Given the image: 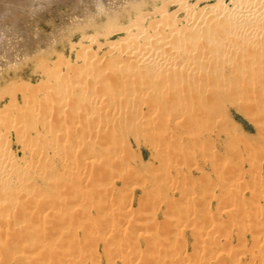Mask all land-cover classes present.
<instances>
[{"label":"rangeland","instance_id":"obj_1","mask_svg":"<svg viewBox=\"0 0 264 264\" xmlns=\"http://www.w3.org/2000/svg\"><path fill=\"white\" fill-rule=\"evenodd\" d=\"M86 1H89V0H0V119H2V120H0V134L3 135V138L5 139L2 141V143L5 141V143H3V144L4 145L7 144L8 148H9V156H13L14 158L20 159L23 155V157L21 158V159H23V162H27V163H29L28 165L31 166V168L29 166V169H28L29 170L28 176H29V184L30 185H29V188L27 187L26 195L24 197H17V199L15 197L14 198L15 201L13 200V198L12 199L9 198L16 203V205H15L16 208L13 207L15 209H13V208H11V209L1 208L0 209V225H1L0 231H2V232H0V264H49V263L54 264L56 261H58L57 264H59V263L60 264H67V263L68 264H81V262H83V260H85L84 261L85 264H93V263L94 264H110V262L112 264H122L123 259L120 260L121 257H119V256H121V255H118V254L126 253V254H128V256L132 255L131 256L132 258L136 256L135 261H137V260H139V257L141 256L140 254H142V256H143V254L146 251H148L145 254L151 255V253H153L154 251H156V250L158 251L159 248L162 249V251H159V252H163V250H164V254H162L163 258L169 256L170 252L171 253L177 252L178 251L177 249L181 248V249H179V251L187 252L188 257L190 255L189 259H191V261L193 260L192 261V262H194L193 264H228V263L229 264H247V263L248 264H264V255H263L264 254L263 253L264 252V250H263L264 249V246H263L264 245V83H261V81L264 82L263 81L264 76H262V75H264L263 74L264 73V55L262 56V54H261V53H263L262 51L264 50L263 49L264 40L260 37L263 41L260 40V38L258 39V41L259 40L260 41L259 42L257 41L258 43H260V44H258L259 48L261 46L260 53L255 52V50L252 51L251 48L244 49V47H242V48L236 47V49H238L237 51L235 49V51L237 53V54L235 53V57L236 56L240 57L243 54V56H241L243 59L242 58L240 59L242 64H244L243 62H245V63L248 62V64L246 63L247 65L253 64V66H254L258 62H260L257 64V66L258 65L261 66L262 71H259L260 73L255 75L256 78H254L252 80H249V79L247 80L248 75H244L242 78V76L240 75V72L242 74L243 70H240V69L238 70L239 73L237 72L239 74V76L237 74L236 75L237 77L234 75V77L232 76L233 78L227 77V75H225L227 73V71H225V70H221V72H220V73H222L221 77H220L219 72L217 73L219 76L217 74L215 75V73L211 76L209 75V79H211V77L213 76V78L215 79L214 84H216L213 88H209L211 90L212 98L215 97L213 95H215L216 92L221 91L220 87H222V86L224 87V88L222 87L224 92L221 91L222 92V93L220 92L221 94L220 93L216 94V95H219V96H217L218 102L216 101V98L213 100H212V98L210 99L209 97L211 95H208V94L206 96H207V99H210V102H209V100H208L209 103L205 102L204 100L206 99L205 98L206 96L204 95L205 96L204 97L203 94H206L208 92L204 91L203 94L199 93L200 92L198 90L199 86L194 88L193 85L195 84V82H194L195 79H193L194 77L190 75L187 78H185L186 79L185 81H184V79H182L183 81H181V82H183L185 84H187V83L190 84V85L187 84L190 88H192L191 86H193V88H194V89H192L193 91L191 92V89H189L190 91H187V94L185 92V95H183L184 93L178 92L177 90H176L177 91L176 93H175V91H172V93H169L172 95L171 98H170V95L168 93H166V94L163 93V96L166 95L165 97H167V94H168L169 102H168V99H166L165 97H164L165 98L164 99L163 96H161L162 93L160 95L154 94V93H156V91H154L153 87H151L149 90H152L154 93L152 92L151 95H149L150 94L149 93L147 96L144 97L143 100L141 98H139L140 101L138 99L133 98V97L132 98L128 97L129 96L128 91L130 90V89H128V91L126 90L128 93L125 91L122 95L119 96L118 99H121V100L117 99V101L114 102L115 104L114 103L111 104V106H115V107H116L117 103L119 104V106L117 105V107L122 106V110L125 111V112H123L124 115H122V111H121L120 115L115 114V116H114V114L111 115L110 113H107V112H105L103 115L102 114L103 112H101V111L99 112L100 114L97 113L99 115L96 114L97 117L94 116L95 113L93 114L94 117L91 116L90 114H89V116H87V115L83 114L82 112H81L82 113V115H81V113H80L81 109L77 108V106H79L82 102H83L82 104L84 105L85 101H80V99L82 100V97L79 96L80 98H78L79 93L74 95V96H72L71 94H68L69 97L66 96L67 94L62 93L63 91H61L62 90L61 84H64V82H65L68 86V84H69L68 80L69 79H70L71 83H75L72 85H76L78 83L83 82L86 78L85 76H88V73H90V72L85 71L86 68L88 69V71L94 70V73L96 71L97 72L96 74H99V72L101 73L102 71H103L102 72V74H103L105 71L106 74L104 73L103 75L108 76L107 82L109 84L104 83L105 86L104 85L98 86L97 87L98 89L96 88L95 93H94L96 95L99 94L98 96H101L104 98H107V95L108 96L111 95L115 89H116L115 92H118V91L123 90L126 87L128 88L130 86L129 88H131V87L138 86L139 84H142L141 82H143L144 77L141 75V73L137 74V75L130 74V75L124 76L122 78L120 77L121 80L123 79L122 81L120 80L119 77H118L119 79L116 77V74L114 75L113 71H115V68L117 66L116 64H119L122 59L118 57L117 50L112 49V51H111V49H109L111 46H113L110 44L111 41L114 43L119 41V43L117 42L118 45L120 44V46H121V44H122V46H125L124 43L126 41L128 42L132 36L134 37V35L136 33V29L133 26V24L137 20L136 17L137 18L139 17V15H138L139 13L137 14L138 16L136 15V17H135V14H136L135 9H137V7L140 6L139 7L140 8V11H139L140 14H143L144 16H146L144 23H142L144 30H148L151 27H153V29H154V31H152L151 29L146 31V33H147L146 35L138 34L140 36L139 37L137 36L136 39H138L139 43L146 41L147 38H145V37H148V39L151 38V37H149V35H151V34H155V36H157L158 34L159 35L162 34V35H164V38H165V36H167L168 37L167 39L169 41H172V37H171L172 33H170L171 36L168 35V33H169L168 29L164 28V33L163 32L161 33L160 29H157L159 31L156 30L157 27L160 28L158 21L151 23V26L149 23V21H153V20H156L158 18L159 14H155L159 10L157 7L159 6V8L161 9V7L163 5H165V8H166L165 11L168 15L169 20H170L169 14L172 13L171 14L172 15L171 16L172 21L175 24V26H177L175 29L179 28L177 30V32L180 30V28L185 27V29L182 31V33H181V31H179L180 32L179 34L182 35L181 36L182 38H180V39H183V41H186V38H187L186 36H188V38H189L190 36L194 37V35H195V38L190 37L191 39L189 38L190 39L189 41H194L195 39H197L196 34L192 35L188 31V29L190 27V23L186 18L185 10L180 9L179 0H174V1L173 0H163V2H162V0H133V2H135L134 7L130 8L129 5L122 3V4H120V7L118 6L119 10L114 15L110 14L108 16L105 12H103V13L101 12L100 14L98 12H95V10H96L95 8H96L97 4H99L101 1L104 4H108V3L110 4L112 1H116V0H106V1L105 0H96V1L94 0L95 2H93V0H92V4L90 3L89 6L85 7L84 3ZM117 1H120V0H117ZM177 1H178V3H177ZM184 1L187 2L189 4V6L191 5L190 6L191 8H193V6H194V9H196L197 11L200 8L204 9V10L210 9L212 7L211 6L212 4H213V6L217 5V7H218V5L220 7L223 6V8L227 7L226 9L231 10L234 6H237V5L239 6L240 3H241L240 6H242V4L245 3L243 0H242L243 3L237 2V1H241V0H184ZM235 2H237V3H235ZM174 3H175V5H174ZM208 4H209V6H208ZM214 7L216 8V6H214ZM121 9H123L124 11ZM126 9L128 12L126 11ZM156 9H158V10H156ZM162 9H163V7H162ZM89 11H91L93 13L87 14V12H89ZM152 12H155V13H152ZM85 13H86V15H84ZM95 13H97V14H95ZM182 18H184L185 20H182ZM132 19H135V20L133 21ZM186 21H187V24H186ZM184 23H185V26H182V25H184ZM125 24H126V26L127 25L131 26L130 27L131 34H130V32H125V31H121L119 33L112 32L114 29L125 26ZM148 26H149V28H148ZM186 27H188V28H186ZM122 32H123V34H122ZM107 33H109V34H107ZM105 34L107 35L106 38H105ZM124 34H126V35H124ZM127 35H128V37H130V39H128V37L127 38L125 37ZM94 36L95 37L97 36V38H95ZM22 37H24V38H22ZM92 37H94V40L92 39ZM120 38H122V39H120ZM125 38H126V41H125ZM24 39H26V40H24ZM88 39L92 40V43ZM167 39H164V40L168 41ZM122 40H124V41H122ZM9 41L10 42L18 41V42H22L25 45L26 44H28V45L26 46L25 49L19 51L18 53L12 54V57H11V55H9L10 57L8 56L9 58L7 57L8 59L6 60V58H4V56H2L3 55L2 51L4 50L3 49L4 48L3 43L9 42ZM98 44H99V46H98ZM261 44H263V45H261ZM88 46H89V48L91 47V53L93 51V56L90 55L91 57L86 62V64H85L86 67H85L84 64H81L84 61L81 58L82 57L81 54L83 51H80L79 49L83 48L82 50L86 51V49H88ZM85 47H87V48L85 49ZM259 48H257L256 51L257 50L259 51ZM5 49H7V48H5ZM107 50H108V52H107ZM239 50H241L240 52L243 51L242 53H240V55L238 54ZM91 53H89V54H91ZM222 53H220V55ZM79 54H80V56H78ZM244 54H246V55H244ZM94 55H95V57H94ZM2 57H3V60H2ZM87 57H88V55H87ZM109 58H111V59H109ZM192 60L193 59H190L189 61H192ZM251 62H254V63H251ZM261 63H263V64H261ZM52 65H54V66H52ZM82 67H84L85 69ZM99 68H101V69H99ZM226 68L228 69V67H226ZM256 68H258V67H256ZM103 69H105V70H103ZM258 69H260V68H258ZM57 71H59V72H57ZM244 71H246V70H244ZM53 73H56L54 77L57 76V78H61V79L53 78V76H52V75H54ZM58 73H59V75H61V77L60 76L58 77ZM62 73H64V74H62ZM83 74H84V77H83ZM47 75H48V77H47ZM62 76H63V78H62ZM66 76H67V78H66L67 80L64 78ZM245 76H247V77H245ZM260 76H262V78H260ZM173 78L172 79L169 78V80L172 81ZM176 78H174L175 79L174 81H176V83H178V81H180V80H178L179 77H177V75H176ZM220 78H223L222 80L225 79L226 81L225 80L222 81ZM244 78H246V79L242 81V79H244ZM53 79H55L56 82ZM207 79L208 78L206 77L205 82H207ZM214 79H212V80L214 81ZM238 79H239V81H238ZM59 80L60 81L62 80V81L60 82ZM63 80H64V82H63ZM74 80H76V81L74 82ZM137 80H138V82H137ZM188 80H189V82H188ZM218 80H221L222 82H220ZM174 81H172L170 83H174ZM213 81H211V82H213ZM217 81H218V83H217ZM198 82L201 83L200 81H198ZM211 82H209V83H211ZM54 83H56V84H54ZM106 84H108V85H106ZM220 84H222V85L220 86ZM157 85H158V83H157ZM56 86H58L59 89L56 88ZM64 86L65 85H63V87ZM111 86H112V90L110 89ZM101 87H103V90L102 89L100 90ZM107 87H109V89H107ZM218 87L220 89H218ZM228 87H230V88H228ZM40 88L44 89V90H41ZM60 88H61V90H60ZM56 89H58V90H56ZM195 89H197L198 91H196ZM209 89H207V90H209ZM59 90H60L61 94L59 93ZM200 90L203 91V89H200ZM214 90H220V91H214ZM253 91H255V92H253ZM108 92H109V94H108ZM193 92H195L197 94V96H199V98L197 97L198 98V105L200 103L203 104V105L202 104L199 105V106H202L201 108H198V109H200L199 112L201 110H202L201 112H203V109L205 110V108H206L208 110H205V112L207 111L209 115H207V113L206 114L205 113L202 114L201 112L198 113V112H196V110L198 111V109L195 107H192V106H196V102H197L196 96H194ZM213 92H215V93L212 94ZM13 93H15V94H13ZM49 93H51V94L49 95ZM125 93H127L128 96ZM248 93L249 94L251 93V94L249 95ZM253 93H255V94H253ZM175 94H177V95H175ZM190 94H192V97ZM201 94L203 96V101L205 102V104L203 102H201L202 101V96L200 97ZM61 96H63V97H61ZM176 96H177V98H176ZM24 97L26 98V100ZM35 97H37V100ZM172 97H173V99H172ZM154 98H156V99H154ZM200 98H201V100H200ZM27 99H28V101H27ZM48 99H50V100H48ZM129 99L131 101H129ZM29 100H30V102H29ZM35 100H36V102H34ZM70 100L71 101L73 100L74 103H72L73 101L70 102ZM78 100L80 103H78ZM193 100H196V102H194ZM10 101L13 103H11ZM47 101H49V102H47ZM121 101H122V103L120 104ZM9 102H10V104H9ZM24 102L26 105H23ZM58 102H60V103H58ZM150 102H151V105L149 104ZM186 102H189L190 104H192L191 107L189 104L190 109H188L189 107L186 104ZM182 103L184 104V106H182L183 105ZM206 103L209 105L207 106ZM211 103L212 104L214 103V104L212 105ZM32 104H33V107H32ZM34 104H35V106L38 107V109L36 107H34ZM38 104L41 106H39ZM218 104L220 107L217 106ZM27 105H31V106L30 107L28 106V108H27ZM146 105L150 106L149 107L150 109H148V107ZM153 105L157 108H155V107L151 108V106H153ZM170 105H171V107L173 106L171 109H173L174 111L170 109ZM198 105L196 107H198ZM16 106H18V107H16ZM60 106L62 107V109L64 111L62 109L58 108ZM41 107H43L42 108L43 110L41 109ZM47 107H49V108H47ZM166 107L169 109H167ZM186 107H188V108H186ZM207 107H209V108H207ZM215 107H216V109H214ZM24 108H26V109H24ZM34 108H36L37 111ZM73 108H75V109H73ZM128 108H130V109H128ZM191 108H195V110L193 109L195 112ZM33 109H34V111H33ZM52 109H54V111ZM219 109H220V111H219ZM38 110H41L40 111L41 113L38 112ZM44 110H46V112ZM253 110H256L259 113L257 114L256 111H253ZM56 111L59 113V115ZM27 112L33 114V117L30 116L31 114L29 115ZM36 112H38V114H36ZM65 112H67V113H65ZM75 112L77 115H75ZM136 112H137V114H136ZM253 112H254L253 116L254 115H255V117H256V115L258 116L257 117L258 119L257 118L254 119V120L257 119V121L253 120V118H254V117H252ZM39 113H40V115H39ZM64 113H65V115H64ZM172 113H174V115ZM27 114L29 116H27ZM198 114H200V115H198ZM37 115L39 117H37ZM50 115H52V116H50ZM43 116L46 117V119ZM77 116L79 118H77ZM81 116H83V118ZM101 116H103L102 119H101ZM109 116H111V117H109ZM212 116H215L214 121H213ZM11 117H13V118H11ZM69 117L70 118L72 117V118L70 119ZM90 117L91 118L93 117V118L97 119L98 121L94 120L93 118L91 119ZM27 118L32 120V121H33V119H36L34 121V123H35L34 125L36 127L33 125H32L33 126L32 128L27 126L28 128L26 127L27 129L26 128H25L26 130L24 129L27 133L26 132L24 133V130H19L18 132L16 131L17 132L16 133V132H14L15 129H13V128H11L8 133L6 132L7 131L6 127L9 126L8 124H12L14 122V120L16 122L18 120V122H19V121H22L19 119L25 120ZM85 118L87 120H85ZM88 118H90V119H88ZM78 119L80 120V122L77 121ZM171 119H172V121H171ZM47 120L49 121L48 123L45 122ZM74 120H76V121H74ZM41 121L42 122L44 121L43 123L45 125L44 124L42 125ZM95 121H96V123H95ZM188 121H190L191 124H189ZM186 122H187V124H186ZM4 123H6V124H4ZM69 123H71V124H69ZM93 123H94V125H93ZM183 123H184V125H183ZM41 125H42V127H41ZM52 125H54V126H52ZM64 125H66V126H64ZM91 125H93L92 128H91ZM210 125L212 126L211 128H210ZM88 126L91 129H93L95 127L96 130L95 129L91 130ZM105 126H106V128H105ZM87 128L90 129V131ZM198 128H202L203 131H201V132H203V133L199 134V132H197ZM208 128H209V130H208ZM91 131L94 133H90ZM4 132L7 134H5ZM85 134H87V136H85ZM63 135H65V136H63ZM76 135L78 137H81L83 135V138L84 137L89 138L88 136H90L91 140H92V144L89 145L88 143H85L86 139L85 138L83 139L81 137L82 140H85V142L80 143L81 145L83 144L84 147L83 146H77L78 142L76 143V141H75L77 138ZM73 136H74V138H72ZM103 136H104V138H103ZM22 139L25 140V143L28 142L27 144H25L27 146L32 144L31 146L37 145L40 147L42 146L43 150L46 149L47 151L45 150V152H46L45 157H47V158L44 157L45 159L42 158V160H41L38 158H34V157L29 158L28 156H25L21 152V149H20V146H21L20 141ZM79 140L80 139L78 138L77 141H79ZM103 140H105V141H103ZM35 141H36V143H35ZM99 141H100V143H99ZM192 142H194V143H192ZM94 144H96L95 147H94ZM97 144H98V147L104 146L105 150L104 149L98 150L97 149L98 147H96ZM110 144H111V146H110ZM175 144H177V145H175ZM85 145H86V148H87V146H89V148H87V151H83V150H86ZM58 146H60V147H58ZM90 146L92 148H94L96 151L98 150L99 152H101V153L98 152L99 153L98 155L100 157L91 163H90V159L87 158L88 151H89V149H91ZM109 146H110L111 150H108ZM184 147H186V149ZM68 149H70V150L68 151ZM115 149L116 150L119 149V150L116 151ZM108 151L111 153L108 154ZM178 151H180V152H178ZM206 151H207V153H206ZM86 153H87V156H85ZM112 153H114V154H112ZM208 153H209V155H208ZM103 154H105V155H103ZM181 154H183V155H181ZM115 155H117V156H115ZM103 156L105 158L108 156L109 157L111 156L109 158V160L107 161L108 163L106 162L105 159H104L105 161L102 160ZM85 159H86V161H84ZM30 160H32V161H30ZM33 162L35 165H33ZM215 162H216V164H214ZM45 163H47V164H45ZM250 164H252V165H250ZM91 165H92V167H91ZM83 166L85 167V169ZM113 167H116V168H113ZM122 167H123V169H122ZM86 168H88V169H86ZM77 169H79V170H77ZM226 169H230V170L227 171ZM232 169H233V172H232ZM8 170H10V171H8ZM8 170H7L8 178L10 177L9 179H14L16 177L15 175H17V171H15L14 169H8ZM35 170H37L38 173ZM127 170H128V172H126ZM75 172H77L79 175H77V173H75ZM82 172H84V173H82ZM115 173H117V174L115 175ZM36 175H38V176H36ZM165 175H167V176H165ZM78 176H80V177H78ZM158 176H160V177H158ZM42 178H43V181H42ZM165 178H166V180H165ZM96 179H97V181H96ZM15 180L16 179H14L13 181H15ZM100 180H102V181H100ZM141 180H143V181H141ZM167 180H169V181L166 182ZM171 180H173V181H171ZM68 181H69V183H68ZM139 181H141V182H139ZM47 182L49 183V186H48ZM86 182L89 183L87 186H85L87 184ZM91 182H92V184L90 185ZM122 182H123V184H122ZM129 182H131V183L129 184ZM169 182L172 184L173 189L170 188ZM203 182H204V184H203ZM175 183L176 184L179 183V185L182 183L183 186L180 185V187H179V185H176V187H175ZM197 183H198V185H197ZM69 184H70V186H69ZM144 184H145V186H144ZM95 185H97V186H95ZM211 185H213V186L211 187ZM227 186H228V188H227ZM43 190H45V191H43ZM101 190H102V192H101ZM155 190H157V191H155ZM60 191H63V192H60ZM231 191H232V193H231ZM186 193H187V195H186ZM181 194H183V195H181ZM39 195H41V196H39ZM66 195H68V196H66ZM83 195H85V196H83ZM160 195H161V197H160ZM235 195H236L237 199L235 198ZM181 196H185L186 198L190 197V200L189 199H186V200L190 201L191 204H189L190 202L187 204V201L183 200L184 197L181 198ZM231 196L233 199H236L237 201L233 200L231 198ZM4 197L6 198L7 195L0 194V198L4 199ZM8 197H7V199H8ZM10 197H12V196H10ZM52 197H54V198H52ZM218 197H221L222 199H225V200L228 199L227 201L232 200L231 203H236L235 204L236 206L233 204V205L229 206L225 211V209H221L220 207L217 206ZM228 197H230V199ZM81 198L83 201L81 200ZM84 198L85 199L87 198V199L85 200ZM28 199H30V200H28ZM169 200H170V202H169ZM16 201L18 202V204ZM60 201L62 202V204H60L61 203ZM67 201H69V203ZM43 202H44V204H43ZM92 202H94V203H92ZM194 202H195V204H194ZM237 202H239V203H237ZM21 203H23V204H21ZM65 203H66V205H65ZM110 203H111V206H110ZM32 204H33V206H32ZM63 204H64V206H63ZM42 205H45V206L48 205L47 207H45L46 210L41 208ZM87 205L89 208L87 207ZM177 205L180 208H178ZM182 205H185V207ZM189 205H190V207H188ZM192 205L197 210V211L195 210L196 214H193L194 208ZM203 205L206 207H204ZM17 206L19 209L17 208ZM21 206H23V207H21ZM24 206H25V208H24ZM39 206H41V207H39ZM85 206H86V208H85ZM232 206H234L236 209H239V210H237L238 212L235 210L234 207H233L234 211H232L233 210ZM216 207H218V208H216ZM29 208H30V210H29ZM57 208H59V209H57ZM4 209H5V211H4ZM101 209H103V210H101ZM215 209H217V210H215ZM7 210H9V211H7ZM62 210H64L65 213ZM84 210H85V212H84ZM144 210H146V211H144ZM179 211L183 212V213L181 214ZM186 211H188L187 214H185ZM224 211H225V213L228 211V214L231 213L230 215H232V216H230V215L228 216V214H225ZM1 212L2 213L6 212L7 215H6V213L2 214ZM207 212H208V214H207ZM235 212H236V214H235ZM8 213H9V215H8ZM56 213L58 215H55ZM191 213L193 215L197 216L198 218H201V220L198 219V221H196V223L197 222L201 223L202 219H203L204 221L201 224L205 226L206 224H203V223H205L206 220H207L206 223H208V220L209 221L211 220V222L214 221L213 223L216 225L217 229L219 228L217 234L212 233V236H209L211 240L209 239V237L208 238L205 237L206 238V241H205V238L201 236L203 238V239L200 238L203 241L202 246H203V244H205L203 246L204 250L201 247V249L197 248V251H196V247H195L196 242L198 240V238H197L198 235H196V233H199L198 231H200L199 227H201V224L195 223L196 224V225L194 224L195 226L193 224H192V226L187 225V226L183 227V229H181L182 225L181 226L179 225L180 224L179 220L178 219H177L178 221L175 220L177 215H178V217L182 216L181 219L182 218L187 219V218L193 216V215H189ZM214 213H215V215H214ZM85 214H88V215L86 216ZM124 214H125V216H124ZM52 215H54V216H52ZM184 215H187V216L183 217ZM188 215H189V217H188ZM37 216H38L39 220H38ZM206 216L210 217V218H207ZM258 216H260V217H258ZM5 217L11 218V219L7 218L10 221L7 220ZM55 217H56V219H55ZM261 217H262V219H261ZM95 218L96 219L98 218V219L96 220ZM105 218H107V219H105ZM140 218H142V219H140ZM248 218H250L252 220V221L250 220L252 223H254L256 221V224L255 225L253 224L254 225L253 227L250 226V228H249V226H245L244 224L241 225L242 222L244 223L245 221H248L249 220ZM139 219H140V221H139ZM242 219L243 220L246 219V220L243 221ZM253 219H254V221H253ZM47 220H48V222H47ZM144 220H146V221H144ZM32 221H34V222H32ZM97 221H98V223H97ZM236 222H238V223H236ZM120 223H121V225H120ZM151 223H153V225ZM177 223L179 226L177 225ZM252 223H251V225H252ZM100 224L101 225L103 224V225L100 226ZM117 224L119 226L118 228H117ZM147 224H148V227H147ZM237 224L239 225V227ZM49 225H50V227H49ZM111 225L113 227L115 226L114 228H116L118 233L116 230H115L116 232L114 231V233H112V232L110 233V228H112ZM138 225H139V227H138ZM243 225H244V227H242ZM106 226H108V228H105ZM154 226H156L155 228H158V229H155ZM188 226H190V227H188ZM121 228H122V230H121ZM153 228H154V230H153ZM13 229H14V231H13ZM53 230H57V231H53ZM149 230H151V231L148 232ZM9 231H11V232H9ZM158 231H160V234H162V233L163 234L167 233V234L165 236L163 235L164 238H160ZM144 232H145V234H144ZM172 232H176V233H172ZM222 232H223V235H222ZM12 233H13V235H12ZM119 233H120L122 238L120 237ZM109 234H111V235L113 234L114 235L113 238L111 235L109 236ZM156 234L158 237L156 236ZM213 234H215V235H213ZM115 235H117V236H115ZM99 236H100V239H98ZM139 236H141V237H139ZM153 236L156 237V239L153 238ZM166 236H167V238L171 237V239L170 238H168L169 240H167V238L165 239ZM240 236H242V237H240ZM86 237L88 238V240ZM149 237L153 238V240L150 239ZM116 238H117V241L119 240V238L121 241L119 240L116 243L115 242ZM144 239L145 240L148 239L147 240L148 245H145ZM159 239L161 240L162 243H159L160 242ZM6 240H8L9 242ZM170 240H172L173 242H171ZM174 240H175V242L177 240L176 243H178V242H180L181 244L184 243L183 245H185V247L182 246L181 244H180V246H177L179 244H176L174 242ZM227 240H228V242H226ZM240 240H241V242H240ZM153 241H155V242L157 241V244H159L160 246H158ZM169 241H170V244H169ZM223 241L226 242L227 244L225 243V245H218L219 246L218 247L217 244L221 243ZM72 242H74V243H72ZM113 242H115V243H113ZM238 242H240L242 244H240ZM86 244L89 247H87ZM107 244H108V246H107ZM153 244L158 249H155V247L153 248ZM172 244L175 245V247L172 246ZM239 244L241 246H239ZM61 245H63V248L60 247ZM72 245L74 246V249L72 248L73 247ZM135 245H137V248ZM118 246H120L121 248ZM147 246H149V247H147ZM150 246H152V248ZM214 246H215V248H214ZM58 247H60V248H58ZM77 247H78V249H77ZM85 247H86L87 251L84 249ZM116 247H117V251H116ZM216 247H218L217 248L218 251H217ZM228 247H229V249H228ZM38 248H39V250H38ZM53 248L54 249L56 248L55 249L56 252H57V250H59L58 254H57L58 256L53 252V250H54ZM68 248H71V249H68ZM165 248H167L168 250ZM184 248L186 250H184ZM65 249H67V251ZM82 249H84V250H82ZM120 249L121 250L125 249L124 251L122 250L124 253L122 251H120ZM172 249H174V250L172 251ZM205 249H206V251L208 250L209 252L207 251V253H206ZM259 249H261V250H259ZM60 250L62 251V254H61ZM76 250H77V252H76ZM88 250L91 252V254ZM114 250H115V252H113ZM133 250H135V251H133ZM200 250H201V252L198 253ZM210 250L213 251L212 256L208 255V253L211 252ZM78 251H79V254H78ZM239 251H241L242 253ZM51 252H52V255H51ZM92 252H94V253L92 254ZM130 252H131V254H130ZM192 252H194V253L192 254ZM196 252L198 254H196ZM204 252L206 254H204ZM218 252H220L221 257L216 258V255L218 254ZM59 253H60V255H59ZM71 253H74V254H71ZM85 253H86V255H85ZM88 253H89V257H88ZM114 253H116V254H114ZM191 254L194 255L195 257H193V256L191 257ZM200 254L202 257L200 256ZM227 254L229 256L232 254L233 258H234V256L235 257L237 256V257L234 258V260H233V258H231L232 256L229 257ZM235 254H237V255H235ZM50 255L53 258H55V260H56L55 262H54V259L50 257ZM84 255L86 256V259H85ZM115 255L116 256L118 255L117 256L118 258ZM205 255L207 256V258H204V257H206ZM36 256H37V258H36ZM114 256H115L116 260L114 259ZM198 256H200L201 259H198L199 258ZM208 256L209 257L211 256V258H209ZM225 256H227V257H225ZM60 257H61V259H60ZM47 258H50V259L47 260ZM143 258L144 257H142V259H140V260H143ZM214 258L216 260L217 259H220V260L223 259V260H221V261L217 260L216 261ZM227 258H228V261H226ZM229 258H231V259H229ZM162 259H160L158 261V263H160V261L162 262L163 261ZM196 259H197V261H196ZM231 260H233V261H231ZM258 260H260V261H258ZM44 261L46 263H44ZM218 261H220V262H218ZM146 262H148V260L145 261V259H144L143 263L141 261H139L137 263L138 264L139 263L145 264Z\"/></svg>","mask_w":264,"mask_h":264},{"label":"bare ground","instance_id":"obj_2","mask_svg":"<svg viewBox=\"0 0 264 264\" xmlns=\"http://www.w3.org/2000/svg\"><path fill=\"white\" fill-rule=\"evenodd\" d=\"M96 1V0H95ZM94 0H93V2H95ZM106 1V0H105ZM174 1V0H173ZM172 1V2H173ZM182 1V2H181ZM179 0V3H180V9H183V10H185V13H186V18H187V20L189 21V23H190V27H189V29H188V31L190 32V34H192V35H194V34H196V38L197 39H195L194 41H189L191 38L190 37H192V38H195V35H194V37L193 36H190L189 38H188V36H186L187 38H186V41H183V39H180V38H182L181 36L182 35H180L179 33V31H181V33H182V31L185 29V27H182V28H180V30L177 32V30L179 29H175L177 26H175V24L173 23V21H172V13L171 14H169V17H170V20H169V18H168V15H167V13H166V8H165V5H163L162 7H163V9H162V7H161V9L159 8V6L157 7L158 9H156V10H158L157 11V13H155V12H152V13H155V14H159V16H158V18L156 19V20H153V21H149V23H150V26H151V23H153V22H155V21H158L159 22V25H160V28H156V30L157 29H160V31H161V33L163 32L164 33V28H166V29H168V31H169V33H168V35H170V33H172L170 36L172 37V41H169L167 38V36H165V38H164V35H162V34H158L157 36H155V34H151V35H149V37H151V38H149L148 39V37H145V38H147V40L146 41H144V42H142V43H139L138 42V39H136V37L138 36H140V35H138V34H144V35H146L147 33H146V31H148L149 29H151L152 31H154V29H153V27H151V28H149V26H148V30H144V27H143V24L142 23H144V21H145V17L146 16H144L143 14H140V6L139 7H137V9H135V12H136V14H135V17H136V15L138 14L139 15V17L137 18L136 17V21H135V23L133 24V26L135 27V29H136V33H135V35H134V37L132 38L131 37V39H130V37H128V35L127 36H125L126 38L128 37V39H130L128 42L126 41V38H125V43H124V45L125 46H122V44H121V46H120V44L118 45L117 44V42L119 43V41H117V42H112L111 41V45H113V46H111L109 49H111V51H112V49H115V50H117V53H118V57L119 58H121L120 60V63L119 64H116L115 66H116V68H115V71H113V73H114V75L116 74V77L118 78H122V77H124V76H128V75H130V74H135V75H137V74H140L141 73V75L144 77L143 78V82H141L142 84H139L138 86H135V87H131V88H124L123 90H121V91H118V92H115V90L113 91V93L111 94V95H107V98H104V97H101V96H98V95H96V94H94L95 93V90H96V88L98 87V86H105V84L104 83H108L107 81V79H108V76H106V75H103L104 73H105V71H104V73L102 74V72L100 73L99 71V74H96L97 72L95 71V73H94V70H92V71H88V69L86 70L84 67H82V68H84L85 69V71L86 72H90V73H88V76H85L86 78H85V80L83 81V82H81V83H78V84H76V85H72V84H75V83H71L70 82V79L68 80L69 82V84H68V86H67V84L64 82V80H63V82H64V84H61L62 86V90H61V88H60V90L61 91H63L62 93H65V94H67L66 96H68V94H71L72 96H74V95H76V94H78L79 93V95H78V98H80L79 96H81L82 97V100L80 99V101H85L84 102V105L82 104H78L79 106H77V108H80L81 109V111H80V113L82 112L83 114H85V115H87V116H89V114L91 115V116H93V114L95 113V115L94 116H96V114L97 113H99L100 111L101 112H103L102 114L104 115V113L105 112H107V113H110L111 115L112 114H114V116H115V114H117V115H120L121 114V111H122V115H124V113L123 112H125L124 110H122V106L121 107H117V105L119 106V104L117 103V105H116V107L115 106H111V104L112 103H114V102H116L117 101V99L119 98V96L120 95H122L126 90L128 91V89H130L128 92H129V96L127 95V93H125L128 97H133V98H135V99H138L139 100V98H141L142 100L144 99V97L145 96H147L149 93V95H151L152 94V90H149L151 87H153L154 88V91H156V93H154V94H157V95H160L161 93H162V95L161 96H163V93H172V91H175V93L178 91V92H182V93H184L183 95H185V92H186V94H187V91H190L189 89H191V92L193 91L192 89H194L195 87H198L199 89V93H204V91H206V92H208V93H206V94H203V96L205 95H211V90L209 89V88H213L216 84H214L215 83V79L213 78V76L211 77V79H209V75L211 76V75H213L214 73H215V75L219 72V74H220V77H221V75H222V73H220L221 72V70H225V71H227V73L225 74V75H227V77H234V75L236 76L239 72H238V70L240 69V70H243V72H242V74H241V72H240V75L242 76V78H243V76L244 75H248V78H247V80L249 79V80H252V79H254V78H256L255 77V75L256 74H258V73H260L259 71H262V69H261V66H257V64L258 63H260V62H258L257 60V64L256 65H254L253 66V64L251 65H247L248 64V62H243L244 64H242V62H241V56H243V54L239 57H235V53H236V51L238 50V49H236V47H244V49H246V48H251L252 49V51L253 50H255V52H259L260 53V49H261V46H260V48H259V46H258V44H260V43H258L260 40H264V0H243L245 3H243L242 2V0L241 1H237L238 3L239 2H242L243 4H242V6H240V4H239V8L237 7V6H234L231 10L229 9H226V8H223V6H219L218 5V7H217V5H214V6H216V8L213 6V4L211 5L212 7L210 8V9H207V10H204V9H199L198 11L196 10V9H194V6H193V8H191L190 6H189V4L187 3V2H185L184 0ZM162 2H163V0H162ZM237 2H235V3H237ZM90 3L92 4V0H89V1H86L85 3H84V6L86 7V6H89L90 5ZM108 3V2H107ZM126 4V5H129L130 6V8H132V7H134V3L135 2H133V0H120V1H112L110 4L108 3V4H104L102 1L99 3V4H97V6H96V10H95V12H98L99 14L102 12H105L106 14H107V16L108 15H110V14H115L119 9V7H120V4ZM177 3H178V1H177ZM165 4V3H164ZM195 4V3H194ZM125 5V6H126ZM168 5V4H167ZM174 5H175V3H174ZM119 6V7H118ZM208 6H209V4H208ZM127 7V6H126ZM136 8V7H135ZM165 8V9H164ZM203 8V7H202ZM128 9V8H127ZM127 9H126V11H127ZM121 10H123V9H121ZM120 10V11H121ZM130 10V9H129ZM143 10V9H142ZM155 10V11H156ZM119 11V12H120ZM124 11V10H123ZM128 12V11H127ZM142 12V11H141ZM93 12H91V11H89V12H87V14H92ZM151 13V12H150ZM95 14H97V13H95ZM84 15H86V13L84 14ZM129 15V14H128ZM137 15V16H138ZM154 15V14H153ZM185 17V16H184ZM128 18V17H127ZM78 19V18H77ZM133 21L135 20V19H132ZM151 20V19H150ZM182 20H185L184 18H182ZM147 21V20H146ZM178 22V21H177ZM180 22V21H179ZM129 24V23H128ZM186 24H187V21H186ZM153 25V24H152ZM157 25V24H156ZM145 26V25H144ZM154 26V25H153ZM182 26H185V23H184V25H182ZM130 25H127L126 26V24H125V26H122V27H119V28H117V29H114L112 32H115V33H119V32H121V31H125V32H130V34H131V31H130ZM146 27V26H145ZM186 28H188V27H186ZM102 30V29H101ZM151 31V32H152ZM157 31H159V30H157ZM187 31V30H186ZM187 31V32H188ZM106 32V31H105ZM110 33V32H109ZM109 33H107V34H109ZM61 34V33H60ZM103 34V33H102ZM122 34H123V32H122ZM129 34V35H130ZM104 35V34H103ZM116 35V34H115ZM124 35H126V34H124ZM133 35V34H132ZM166 35V34H165ZM188 35V34H187ZM85 36V35H84ZM99 36V35H98ZM106 34H105V38H106ZM208 36V37H207ZM95 37V36H94ZM94 37H92V39L94 40ZM104 37V36H103ZM262 39H261V38ZM22 38H24V37H22ZM89 38V37H88ZM95 38H97V36L95 37ZM185 38V37H184ZM260 38V40L258 41V39ZM120 39H122V38H120ZM119 39V40H120ZM124 39V38H123ZM127 39V40H128ZM164 39H167L168 41H165ZM19 40V39H18ZM24 40H26V39H24ZM54 40V39H53ZM82 40V39H81ZM89 40V39H88ZM96 40V39H95ZM171 40V39H170ZM262 40V41H263ZM91 43H92V40H89ZM105 41V40H104ZM122 41H124V40H122ZM258 41V42H257ZM96 42V41H95ZM25 43V42H24ZM109 44V43H108ZM109 44V45H110ZM28 44H23L22 42H18V41H16V42H4L3 43V46H4V50L2 51V53H3V55L2 56H4V58H6V60L10 57L9 55H11V57H12V54H16V53H18L19 51H21V50H23V49H25L26 48V46H27ZM71 45V44H70ZM102 45V44H101ZM107 45V44H106ZM237 45V46H236ZM261 45H263V44H261ZM74 46V45H73ZM98 46H99V44H98ZM83 47V46H82ZM5 48H7V49H5ZM84 48V47H83ZM83 48H81V49H79L80 51H83L82 52V54H81V58H82V60H84L81 64H86V62L90 59V55H92L93 56V51H92V53H91V47L89 48V46H88V49H86L87 47H85V49H86V51H84V50H82ZM257 48H259V51L257 50L256 51V49ZM108 49V50H109ZM235 49H236V51H235ZM263 49H264V45H263ZM108 50H107V52H108ZM77 51V50H76ZM241 50H239V52H238V54L240 55V53H242V52H240ZM262 51V50H261ZM110 52V51H109ZM223 52V53H222ZM254 52V53H255ZM263 53H264V50L262 51ZM81 53V52H80ZM89 53H91V54H89ZM96 53V52H95ZM220 53H222L221 55H220ZM248 53V52H247ZM263 53H261L262 54V56L264 55ZM78 54V53H77ZM237 54V53H236ZM87 55H88V57H87ZM111 55V54H110ZM244 55H246V54H244ZM250 55V54H249ZM255 55V54H254ZM253 55V56H254ZM259 55V54H258ZM9 56V57H8ZM19 56V55H18ZM78 56H80V54L78 55ZM102 56V55H101ZM251 56V55H250ZM256 56V55H255ZM8 57V58H7ZM94 57H95V55H94ZM245 57V56H244ZM252 57V56H251ZM257 57V56H256ZM80 58V59H81ZM98 58V57H97ZM112 58V57H111ZM111 58H109V59H111ZM124 58V59H123ZM259 58V57H258ZM96 59V58H95ZM108 59V60H109ZM190 59H193L192 61H189ZM243 59V58H242ZM248 59V58H247ZM254 59V58H253ZM252 59V60H253ZM2 60H3V57H2ZM11 60V59H10ZM107 60V59H106ZM245 60V59H244ZM91 61V60H90ZM118 61V60H117ZM250 61V60H249ZM8 62V61H7ZM114 62V61H113ZM53 63V62H52ZM89 63V62H88ZM92 63V62H91ZM90 63V64H91ZM98 63V62H97ZM116 63V62H115ZM251 63H254V62H251ZM261 64H263V63H261ZM260 64V65H261ZM55 65V64H54ZM54 65H52V66H54ZM88 65V64H87ZM95 65V64H94ZM89 66V65H88ZM85 67H86V65H85ZM226 67H228V69L226 68ZM256 67H258V68H260V69H258V68H256ZM79 68V67H78ZM105 68V67H104ZM243 68V69H242ZM245 68V69H244ZM54 69V68H53ZM99 69H101V68H99ZM107 69V68H106ZM103 70H105V69H103ZM110 70V69H109ZM108 70V71H109ZM114 70V69H113ZM244 70H246V71H244ZM46 71V70H45ZM83 71V70H82ZM101 71V70H100ZM57 72H59V71H57ZM76 72V71H75ZM92 72V73H91ZM107 72V71H106ZM238 72V73H237ZM61 73V72H60ZM85 73V72H84ZM112 73V72H111ZM225 73V72H224ZM262 73V72H261ZM52 74V73H51ZM54 75H52L53 76V78H55V79H61V78H57V76L56 77H54L55 76V74L56 73H53ZM62 74H64V73H62ZM66 74V73H65ZM72 74V73H71ZM87 74V73H86ZM106 74V73H105ZM264 74V73H263ZM67 75V74H66ZM110 75V74H109ZM176 75H177V77H179V79L178 80H180V81H178V83H176V81H174L175 79L174 78H176ZM193 76L194 78L193 79H195L194 80V82H195V84L193 85L194 86V88H193V86H191L192 88H190L188 85H190V84H185V83H183V82H181V81H183L182 79H184V81L186 80L185 78H187L188 76ZM218 75V74H217ZM61 77V75H59V73H58V77ZM69 76V75H68ZM219 76V75H218ZM238 76H239V74H238ZM240 76V77H241ZM262 76H264V75H262ZM262 76H260V78H262ZM47 77H48V75H47ZM71 77V76H70ZM83 77H84V74H83ZM174 77V78H173ZM182 77V78H181ZM206 77L209 79H207V82H205V79H206ZM216 77V76H215ZM226 77V76H225ZM224 77V78H225ZM232 77V78H233ZM237 77V76H236ZM235 77V78H236ZM239 77V78H240ZM245 77H247V76H245ZM62 78H63V76H62ZM65 79L67 78V76L66 77H64ZM113 78V77H112ZM118 78V79H119ZM121 78H120V80H121ZM169 78H173V80L172 81H174V83H170V82H172V81H170L169 80ZM217 78V77H216ZM55 79H53V80H55ZM72 79V78H71ZM141 79V78H140ZM177 79V78H176ZM212 79H214V81L212 80ZM221 80L223 79V78H220ZM246 78H244V79H242V81L243 80H245ZM67 80V79H66ZM81 80V79H80ZM123 80V79H122ZM121 80V81H122ZM142 80V79H141ZM217 80V79H216ZM218 80V81H220V82H222V81H224V80ZM229 80V79H228ZM42 81V80H41ZM60 81V80H59ZM62 81V80H61ZM60 81V82H61ZM76 80H74V82H75ZM78 81V80H77ZM113 81V80H112ZM117 81V80H116ZM120 81V82H121ZM140 81V80H139ZM191 81V80H190ZM198 81H200L201 83H199ZM211 82V81H213V82H211V83H209V82ZM218 81H217V83H218ZM226 81V80H225ZM238 81H239V79H238ZM256 81V80H255ZM260 81V80H259ZM263 81H264V78H263ZM49 82V81H48ZM55 82H56V80H55ZM67 82V81H66ZM110 82V81H109ZM134 82V81H133ZM137 82H138V80H137ZM161 82V83H160ZM188 82H189V80H188ZM219 82V83H220ZM233 82V81H232ZM257 82V81H256ZM71 83V84H70ZM116 83V82H115ZM130 83V82H129ZM157 83H158V85H157ZM191 83V82H190ZM231 83V82H230ZM250 83V82H249ZM253 83V82H252ZM251 83V84H252ZM261 83H264V82H262L261 81ZM54 84H56V83H54ZM109 84V83H108ZM108 84H106V85H108ZM117 84V83H116ZM120 84V83H119ZM124 84V83H123ZM229 84V83H228ZM256 84V83H255ZM42 85V84H41ZM63 85H65L64 87H63ZM122 85V84H121ZM126 85V84H125ZM192 85V84H191ZM222 84H220V86H221ZM240 85V84H239ZM262 85V84H261ZM60 86V85H59ZM124 86V85H123ZM225 86V85H224ZM241 86V85H240ZM247 86V85H246ZM245 86V87H246ZM38 87V86H37ZM125 87V86H124ZM223 87V86H222ZM222 87H220L221 88V91H223V89H222ZM244 87V86H243ZM253 87V86H252ZM56 88H58V86H56ZM114 88V87H113ZM219 87H218V89H220ZM224 88V87H223ZM228 88H230V87H228ZM237 88V87H236ZM32 89V88H31ZM37 89V88H36ZM39 89V88H38ZM41 89V88H40ZM59 89V88H58ZM58 89H56V90H58ZM98 89V88H97ZM103 90V87H101L100 88V90ZM107 89H109V87H107ZM110 89L112 90V86L110 87ZM120 89V88H119ZM200 89H203V91L202 90H200ZM207 89H209V90H207ZM41 90H44V89H41ZM47 90V89H46ZM60 90H59V93H60ZM177 90V91H176ZM196 91H198L197 89H195ZM225 90V89H224ZM245 90V89H244ZM243 90V91H244ZM110 91V90H109ZM195 91V92H196ZM210 91V92H209ZM214 91H220V90H214ZM220 91V92H221ZM226 91V90H225ZM228 91V90H227ZM246 91V90H245ZM40 92V91H39ZM58 92V91H57ZM115 92V93H114ZM195 92H193V94H194V96H196V100H197V102H196V100H193L194 102H196V106L198 105V98H199V96H197V94L195 93ZM220 92H216V94H218V93H220ZM224 92V91H223ZM253 92H255V91H253ZM44 93V92H43ZM190 93V92H189ZM210 93V94H209ZM215 92H213L212 94H214ZM222 93V92H221ZM220 93V94H221ZM13 94H15V93H13ZM51 93H49V95H50ZM61 94V93H60ZM101 94V93H100ZM108 94H109V92H108ZM124 94V95H125ZM168 94H167V97H165V96H163V98L165 97L166 99H168ZM180 94V93H179ZM202 94L200 95V97L202 96ZM213 95V96H215V97H213L212 98V95L209 97L210 99L212 98V100L213 99H215L216 98V101H217V96H219V95ZM227 94V93H226ZM230 94V93H229ZM245 94V93H244ZM243 94V95H244ZM249 94V93H248ZM251 94V93H250ZM249 94V95H250ZM253 94H255V93H253ZM45 95V94H44ZM170 95V98H171V94H169ZM175 95H177V94H175ZM189 95V94H188ZM191 95V97H192V94H190ZM224 95V94H223ZM222 95V96H223ZM15 96V95H14ZM13 96V97H14ZM22 96V95H21ZM34 96V95H33ZM46 96V95H45ZM203 96H202V101L201 102H203L204 104H205V102H208V100H209V102H210V99H207V96L205 97L206 99L203 101ZM26 97V96H25ZM24 97V98H25ZM47 97V96H46ZM61 97H63V96H61ZM69 97V96H68ZM159 97V96H158ZM183 97V96H182ZM187 97V96H186ZM198 97V98H197ZM228 97V96H227ZM234 97V96H233ZM239 97V96H238ZM36 98V100H37V97H35ZM49 98V97H48ZM75 98V97H74ZM147 98V97H146ZM164 98V99H165ZM176 98H177V96H176ZM184 98V97H183ZM230 98V97H229ZM29 99V98H28ZM28 99H27V101H28ZM34 99V98H33ZM43 99V98H42ZM63 99V98H62ZM70 99V98H69ZM148 99V98H147ZM150 99V98H149ZM153 99V98H152ZM154 99H156V98H154ZM172 99H173V97H172ZM187 99V98H186ZM193 99V98H192ZM236 99V98H235ZM241 99V98H240ZM15 100V99H14ZM25 100H26V98H25ZM36 100L34 101V102H36ZM41 100V99H40ZM46 100V99H45ZM48 100H50V99H48ZM52 100V99H51ZM118 100H121V99H118ZM134 100V99H133ZM146 100V99H145ZM144 100V101H145ZM171 100V99H170ZM175 100V99H174ZM183 100V99H182ZM189 100V99H188ZM200 100H201V98H200ZM207 100V101H206ZM223 100V99H222ZM12 101V100H11ZM10 101V102H11ZM26 101V102H27ZM39 101V100H38ZM55 101V100H54ZM67 101V100H66ZM73 101V100H72ZM71 100H70V102H72ZM129 101H131L130 99H129ZM140 101V100H139ZM150 101V100H149ZM165 101V100H164ZM10 102H9V104H10ZM29 102H30V100H29ZM28 102V103H29ZM40 102V101H39ZM47 102H49V101H47ZM52 102V101H51ZM77 102V101H76ZM87 102V103H86ZM133 102V101H132ZM136 102V101H135ZM168 102H169V99H168ZM171 102V101H170ZM173 102V101H172ZM184 102V101H183ZM193 102V103H194ZM208 102V103H209ZM218 102V101H217ZM11 103H13V102H11ZM33 103V102H32ZM56 103V102H55ZM58 103H60V102H58ZM63 103V102H62ZM72 103H74V101L72 102ZM78 103H80L79 102V100H78ZM122 103V101L120 102V104ZM137 103V102H136ZM141 103V102H140ZM166 103V102H165ZM37 104V103H36ZM48 104V103H47ZM115 104V103H114ZM113 104V105H114ZM129 104V103H128ZM150 105H151V102L149 103ZM170 104V103H169ZM183 104V103H182ZM186 104L188 105V107H189V102H186ZM185 104V105H186ZM200 104H202V103H200ZM199 104V105H200ZM212 104V103H211ZM214 104V103H213ZM212 104V105H213ZM225 104V103H224ZM23 105H26L25 104V102H24V104ZM39 105V104H38ZM44 105V104H43ZM59 105V104H58ZM70 105V104H69ZM186 105V106H187ZM191 105L192 104H190V107H191ZM198 105V107H196V106H192V107H195V108H201L202 106H199ZM203 105V104H202ZM206 105L208 106L209 104H207L206 103ZM15 106V105H14ZM22 106V105H21ZM28 106L30 107L31 105H27V108H28ZM39 106H41V105H39ZM48 106V105H47ZM124 106V105H123ZM131 106V105H130ZM140 106V105H139ZM147 106V105H146ZM159 106V105H158ZM182 106H184V104L182 105ZM216 106V105H215ZM218 107H220L219 106V104L217 105ZM9 107V106H8ZM16 107H18V106H16ZM20 107V106H19ZM32 107H33V104H32ZM34 107H36L37 109H38V107L37 106H35V104H34ZM51 107V106H50ZM65 107V106H64ZM74 107V106H73ZM148 107V109H150L149 107L150 106H147ZM155 106L153 105V106H151V108H154ZM173 107V106H172ZM171 107V105H170V109L172 108ZM181 107V106H180ZM188 107H186V108H188ZM190 107L188 108V109H190ZM204 107V106H203ZM206 107V106H205ZM217 107V108H218ZM255 107V106H254ZM36 108H34L35 110H36ZM43 107H41V109H42ZM47 108H49V107H47ZM52 108V107H51ZM58 108H60V109H62V107L60 106V107H58ZM57 108V109H58ZM155 108H157V107H155ZM167 108V107H166ZM176 108V107H175ZM182 108V107H181ZM185 108V107H184ZM195 108H191L192 110L194 109L195 110ZM207 108H209V107H207ZM24 109H26V108H24ZM32 109V108H31ZM30 109V110H31ZM34 109H33V111H34ZM73 109H75V108H73ZM124 109V108H123ZM128 109H130V108H128ZM167 109H169V108H167ZM214 109H216V107L214 108ZM213 109V110H214ZM254 109V108H253ZM256 109V108H255ZM29 110V109H28ZM43 110V109H42ZM50 110V109H49ZM53 111H54V109H52ZM63 110V109H62ZM70 110V109H69ZM171 110H173V109H171ZM181 110V109H180ZM193 110V111H194ZM199 110L200 109H198V111L196 110V112H198V113H200L199 112ZM205 110H208V109H206L205 108ZM205 110L203 109V112H201L202 114L203 113H207V115H209L208 114V112L206 111L205 112ZM24 111V110H23ZM32 111V112H33ZM37 111V110H36ZM41 110H38V112H40ZM45 112H46V110H44ZM43 111V112H44ZM64 111V110H63ZM72 111V110H71ZM131 111V110H130ZM133 111V110H132ZM155 111V110H154ZM160 111V110H159ZM174 111V110H173ZM191 111V110H190ZM219 111H220V109H219ZM253 111H256V110H253ZM31 112V111H30ZM38 112H36V114H38ZM50 112V111H49ZM57 112V111H56ZM74 112V111H73ZM78 112V111H77ZM129 112V111H128ZM161 112V111H160ZM185 112V111H184ZM195 112V111H194ZM252 112V111H251ZM250 112V113H251ZM2 113V112H1ZM28 113V112H27ZM41 113V112H40ZM40 113H39V115H40ZM53 113V112H52ZM58 113V112H57ZM56 113V114H57ZM63 113V112H62ZM65 113H67V112H65ZM65 113H64V115H65ZM79 113V112H78ZM82 113H81V115H82ZM131 113V112H130ZM134 113V112H133ZM162 113V112H161ZM166 113V112H165ZM213 113V112H212ZM256 113L258 114L259 112H257L256 111ZM255 113V114H256ZM9 114V113H8ZM29 115L31 114V113H28ZM27 114V116H29ZM44 114V113H43ZM74 114V113H73ZM100 114V113H99ZM99 114H97V115H99ZM135 114V113H134ZM136 114H137V112H136ZM163 114V113H162ZM170 114V113H169ZM173 115H174V113H172ZM192 114V113H191ZM253 114H254V112L252 113V117H254L253 118V120L255 119V118H257L258 116L256 115V117H255V115L253 116ZM42 115V114H41ZM58 115H59V113H58ZM61 115V114H60ZM75 115H77L76 114V112H75ZM74 115V116H75ZM84 115V116H85ZM172 115V116H173ZM198 115H200V114H198ZM213 115V114H212ZM215 115V114H214ZM251 115V114H250ZM30 116H32L33 117V114H31ZM46 116V115H45ZM50 116H52V115H50ZM93 116V117H94ZM162 116V115H161ZM260 116V115H259ZM22 117V116H21ZM37 117H39L38 115H37ZM36 117V118H37ZM44 117V116H43ZM64 117V116H63ZM82 118H83V116H81ZM92 117V118H93ZM97 117V116H96ZM109 117H111V116H109ZM113 117V116H112ZM132 117V116H131ZM158 117V116H157ZM171 117V116H170ZM207 117V116H206ZM214 117L215 116H212V118H213V121H214ZM219 117V116H218ZM5 118V117H4ZM7 118V117H6ZM11 118H13V117H11ZM45 119H46V117H44ZM43 118V119H44ZM54 118V117H53ZM70 118V117H69ZM72 118V117H71ZM70 118V119H71ZM77 118H79L78 116H77ZM76 118V119H77ZM91 118V117H90ZM90 118H88V119H90ZM91 118V119H92ZM103 118V116H101V119ZM159 118V117H158ZM192 118V117H191ZM32 119V118H31ZM38 119V118H37ZM40 119V118H39ZM56 119V118H55ZM59 119V118H58ZM94 120H96V121H98L97 119H95V118H93ZM100 119V118H99ZM106 119V118H105ZM187 119V118H186ZM193 119V118H192ZM200 119V118H199ZM258 119V118H257ZM257 119L256 120H254V121H257ZM0 120H2V119H0ZM19 120H22V121H19L18 122V120H17V122L14 120V122L12 123V124H8L9 126H7L6 128V132L8 133L9 132V130L11 129V128H13V129H15L14 130V132H18L19 130H24L27 126L28 127H33V126H35L34 124V121L36 120V119H33V121L32 120H30V119H25V120H23V119H19ZM85 120H87L86 118H85ZM110 120V119H109ZM149 120V119H148ZM188 120V119H187ZM195 120V119H194ZM206 120V119H205ZM209 120V119H208ZM40 121V120H39ZM38 121V122H39ZM53 121V120H52ZM56 121V120H55ZM74 121H76V120H74ZM77 121H79L80 122V120L78 119ZM96 121H95V123H96ZM100 121V120H99ZM171 121H172V119H171ZM200 121V120H199ZM211 121V120H210ZM4 122V121H3ZM2 122V123H3ZM6 122V121H5ZM42 122V121H41ZM44 122V121H43ZM42 122V125L44 124ZM45 122H49L48 120L47 121H45ZM69 122V121H68ZM164 122V121H163ZM184 122V121H183ZM189 122V124H191L190 123V121H188ZM220 122V121H219ZM54 123V122H53ZM75 123V122H74ZM88 123V122H87ZM144 123V122H143ZM174 123V122H173ZM214 123V122H213ZM4 124H6V123H4ZM69 124H71V123H69ZM103 124V123H102ZM101 124V125H102ZM186 124H187V122H186ZM33 125V126H32ZM42 125H41V127H42ZM45 125V124H44ZM47 125V124H46ZM58 125V124H57ZM78 125V124H77ZM84 125V124H83ZM86 125V124H85ZM93 125H94V123H93ZM93 125H91V128H92V126ZM104 125V124H103ZM106 125V124H105ZM112 125V124H111ZM110 125V126H111ZM114 125V124H113ZM153 125V124H152ZM183 125H184V123H183ZM52 126H54V125H52ZM60 126V125H59ZM64 126H66V125H64ZM69 126V125H68ZM116 126V125H115ZM123 126V125H122ZM197 126V125H196ZM195 126V127H196ZM206 126V125H205ZM27 127V128H28ZM36 127V126H35ZM34 127V128H35ZM72 127V126H71ZM87 127V126H86ZM85 127V128H86ZM89 127V126H88ZM108 127V126H107ZM114 127V126H113ZM188 127V126H187ZM193 127V126H192ZM212 126L210 125V128H211ZM26 128V129H27ZM59 128V127H58ZM67 128V127H66ZM70 128V127H69ZM90 128V127H89ZM90 128V129H91ZM105 128H106V126H105ZM191 128V127H190ZM189 128V129H190ZM25 129V130H26ZM37 129V128H36ZM42 129V128H41ZM45 129V128H44ZM82 129V128H81ZM88 129V128H87ZM90 129H88L89 131H90ZM95 129V127L93 128V129H91V130H94ZM113 129V128H112ZM134 129V128H133ZM152 129V128H151ZM192 129V128H191ZM194 129V128H193ZM215 129V128H214ZM24 130V133L26 132ZM63 130V129H62ZM83 130V129H82ZM87 130V131H88ZM96 130V129H95ZM100 130V129H99ZM115 130V129H114ZM208 130H209V128H208ZM211 130V129H210ZM213 130V129H212ZM76 131V130H75ZM161 131V130H160ZM194 131V130H193ZM196 131V130H195ZM201 131H203V129L202 128H198L197 129V132H199V134L200 133H203V132H201ZM206 131V130H205ZM225 131V130H224ZM16 132V133H17ZM29 132V131H28ZM117 132V131H116ZM157 132V131H156ZM5 133V132H4ZM7 133H5V134H7ZM27 133V132H26ZM90 133H94V132H90ZM89 133V134H90ZM69 134V133H68ZM16 135V134H15ZM72 135V134H71ZM169 135V134H168ZM167 135V136H168ZM63 136H65V135H63ZM62 136V137H63ZM67 136V135H66ZM77 136V135H76ZM80 136V135H79ZM85 136H87V134H85ZM172 136V135H171ZM24 137V136H23ZM54 137V136H53ZM61 137V136H60ZM59 137V138H60ZM71 137V136H70ZM82 138H83V135L81 136ZM81 137H78L77 136V138H76V143L78 142V145L77 146H83V144L81 145L80 143H82V142H85V140H82L81 139ZM89 138H85L86 139V142L85 143H88L89 145L90 144H92V140H91V137L90 136H88ZM118 137V136H117ZM154 137V136H153ZM189 137V136H188ZM191 137V136H190ZM194 137V136H193ZM202 137V136H201ZM26 138V137H25ZM72 138H74V136L72 137ZM80 139L79 141H77V139ZM83 138V139H84ZM103 138H104V136H103ZM149 138V137H148ZM93 139V138H92ZM3 140H5L4 138H3V135H1L0 134V194H2V195H7V197H8V199H7V197L5 198L4 197V199L3 198H0V209L1 208H5V209H11V208H13V207H15V205H16V203L14 202L15 200H14V198L16 197V199H17V197H24L25 195H26V192H27V187L29 188V174H28V169H29V166L30 165H28L29 163H27V162H23V159H21L22 157H23V155H22V157L20 158V159H18V158H14L13 156H9V148H8V146H7V144L6 145H4L3 143H5V141L2 143V141ZM19 140V139H18ZM38 140V139H37ZM36 140V141H37ZM158 140V139H157ZM36 141H35V143H36ZM43 141V140H42ZM70 141V140H69ZM102 141V140H101ZM103 141H105V140H103ZM114 141V140H113ZM54 142V141H53ZM71 142V141H70ZM116 142V141H115ZM118 142V141H117ZM161 142V141H160ZM28 143V142H27ZM27 143H25V140H21L20 141V144H21V146H20V149H21V152L25 155V156H28L29 158H38V159H41L42 160V158H44L45 156H46V152H45V150H43L42 149V146L40 147V146H31V145H29V146H27V145H25V144H27ZM34 143V144H35ZM40 143V142H39ZM99 143H100V141H99ZM188 143V142H187ZM192 143H194V142H192ZM200 143V142H199ZM56 144V143H55ZM71 144V143H70ZM73 144V143H72ZM113 144V143H112ZM120 144V143H119ZM173 144V143H172ZM180 144V143H179ZM178 144V145H179ZM197 144V143H196ZM95 145L96 144H94V147H95ZM175 145H177V144H175ZM184 145V144H183ZM198 145V144H197ZM69 146V145H68ZM92 146V145H91ZM90 146V148L91 149H89V151H88V156H87V153H86V155L85 156H87V158L88 159H90V163L91 162H94L95 160H97L100 156L98 155L99 153H101V152H99L98 150H101V149H104L105 150V147L104 146H100V147H98V144H97V146L96 147H98L97 149V151L94 149V148H92ZM110 146H111V144H110ZM110 146H109V149L108 150H111L110 149ZM116 146V145H115ZM169 146V145H168ZM185 146V145H184ZM58 147H60V146H58ZM64 147V146H63ZM74 147V146H73ZM84 147V146H83ZM125 147V146H124ZM188 147V146H187ZM45 148V147H44ZM66 148V147H65ZM85 148H86V145H85ZM84 148V149H85ZM87 148H89V146H87ZM87 148H86V150H83V151H87ZM185 149H186V147H184ZM191 148V147H190ZM197 148V147H196ZM167 149V148H166ZM205 149V148H204ZM209 149V148H208ZM253 149V148H252ZM251 149V150H252ZM59 150V149H58ZM67 150V149H66ZM70 149H68V151H69ZM103 150V151H104ZM116 150V149H115ZM117 150H119V149H117ZM116 150V151H117ZM207 150V149H206ZM47 151V150H46ZM51 151V150H50ZM73 151V150H72ZM102 151V152H103ZM107 151V150H106ZM114 151V150H113ZM172 151V150H171ZM99 152V153H98ZM105 152V151H104ZM178 152H180V151H178ZM75 153V152H74ZM111 152H109L108 151V154H110ZM164 153V152H163ZM206 153H207V151H206ZM73 154V153H72ZM82 154V153H81ZM84 154V153H83ZM112 154H114V153H112ZM176 154V153H175ZM75 155V154H74ZM101 155V154H100ZM103 155H105V154H103ZM181 155H183V154H181ZM208 155H209V153H208ZM248 155V154H247ZM255 155V154H254ZM62 156V155H61ZM77 156V155H76ZM115 156H117V155H115ZM163 156V155H162ZM178 156V155H177ZM180 156V155H179ZM187 156V155H186ZM251 156V155H250ZM64 157V156H63ZM70 157V156H69ZM111 157V156H110ZM109 156L108 157H104L103 156V159L102 160H106V162L109 160V158H110ZM196 157V156H195ZM213 157V156H212ZM45 158H47V157H45ZM44 158V159H45ZM171 158V157H170ZM256 158V157H255ZM37 159V160H38ZM82 159V158H81ZM176 159V158H175ZM75 160V159H74ZM77 160V159H76ZM104 160V161H105ZM122 160V159H121ZM188 160V159H187ZM217 160V159H216ZM219 160V159H218ZM249 160V159H248ZM30 161H32V160H30ZM78 161V160H77ZM84 161H86V159L84 160ZM100 161V160H99ZM176 161V160H175ZM35 162V161H34ZM34 162H33V165H35L34 164ZM161 162V161H160ZM171 162V161H170ZM208 162V161H207ZM211 162V161H210ZM242 162V161H241ZM108 163V162H107ZM111 163V162H110ZM162 163V162H161ZM220 163V162H219ZM45 164H47V163H45ZM51 164V163H50ZM81 164V163H80ZM96 164V163H95ZM99 164V163H98ZM214 164H216V162L214 163ZM249 164V163H248ZM75 165V164H74ZM123 165V164H122ZM121 165V166H122ZM191 165V164H190ZM211 165V164H210ZM235 165V164H234ZM250 165H252V164H250ZM116 166V165H115ZM187 166V165H186ZM221 166V165H220ZM254 166V165H253ZM52 167V166H51ZM84 167V166H83ZM91 167H92V165H91ZM101 167V166H100ZM125 167V166H124ZM179 167V166H178ZM215 167V166H214ZM30 168H31V166H30ZM33 168V167H32ZM74 168V167H73ZM102 168V167H101ZM113 168H116V167H113ZM217 168V167H216ZM8 169H14L15 171H17V175H15L16 177L14 178V179H16L15 181H13L14 179H9L8 178V176H7V170ZM37 169V168H36ZM69 169V168H68ZM84 169H85V167H84ZM83 169V170H84ZM86 169H88V168H86ZM100 169V168H99ZM121 169V168H120ZM122 169H123V167H122ZM162 169V168H161ZM179 169V168H178ZM215 169V168H214ZM219 169V168H218ZM217 169V170H218ZM238 169V168H237ZM248 169V168H247ZM38 170V169H37ZM37 170H35V171H37ZM43 170V169H42ZM73 170V169H72ZM71 170V171H72ZM77 170H79V169H77ZM91 170V169H90ZM98 170V169H97ZM131 170V169H130ZM181 170V169H180ZM224 170V169H223ZM227 171L228 170H230V169H226ZM251 170V169H250ZM8 171H10V170H8ZM12 171V170H11ZM34 171V172H35ZM76 171V170H75ZM87 171V170H86ZM107 171V170H106ZM118 171V170H117ZM116 171V172H117ZM156 171V170H155ZM70 172V171H69ZM74 172V171H73ZM80 172V171H79ZM97 172V171H96ZM113 172V171H112ZM126 172H128V170L126 171ZM232 172H233V169H232ZM37 173H38V171H37ZM75 173H77V172H75ZM74 173V174H75ZM82 173H84V172H82ZM98 173V172H97ZM100 173V172H99ZM119 173V172H118ZM217 173V172H216ZM238 173V172H237ZM10 174V173H9ZM117 173H115V175H116ZM121 174V173H120ZM119 174V175H120ZM128 174V173H127ZM184 174V173H183ZM221 174V173H220ZM73 175V174H72ZM77 175H79L78 173H77ZM141 175V174H140ZM36 176H38V175H36ZM102 176V175H101ZM123 176V175H122ZM127 176V175H126ZM130 176V175H129ZM165 176H167V175H165ZM164 176V177H165ZM185 176V175H184ZM231 176V175H230ZM78 177H80V176H78ZM98 177V176H97ZM118 177V176H117ZM158 177H160V176H158ZM44 178V177H43ZM43 178H42V181H43ZM71 178V177H70ZM115 178V177H114ZM137 178V177H136ZM140 178V177H139ZM167 178V177H166ZM166 178H165V180H166ZM169 178V177H168ZM101 179V178H100ZM129 179V178H128ZM174 179V178H173ZM54 180V179H53ZM52 180V181H53ZM67 180V179H66ZM85 180V179H84ZM90 180V179H89ZM93 180V179H92ZM95 180V179H94ZM60 181V180H59ZM77 181V180H76ZM91 181V180H90ZM96 181H97V179H96ZM99 181V180H98ZM100 181H102V180H100ZM132 181V180H131ZM141 181H143V180H141ZM141 181H139V182H141ZM158 181V180H157ZM160 181V180H159ZM164 181V180H163ZM169 180H167L166 182H168ZM171 181H173V180H171ZM228 181V180H227ZM232 181V180H231ZM262 181V180H261ZM63 182V181H62ZM182 182V181H181ZM189 182V181H188ZM68 183H69V181H68ZM87 184L85 185V186H87L89 183L88 182H86ZM131 182H129V184H130ZM170 183V182H169ZM185 183V182H184ZM195 183V182H194ZM193 183V184H194ZM214 183V182H213ZM227 183V182H226ZM230 183V182H229ZM47 184H48V186H49V183L47 182ZM65 184V183H64ZM78 184V183H77ZM83 184V183H82ZM92 184V182L90 183V185ZM122 184H123V182H122ZM196 184V183H195ZM203 184H204V182H203ZM231 184V183H230ZM235 184V183H234ZM238 184V183H237ZM262 184V183H261ZM46 185V184H45ZM59 185V184H58ZM67 185V184H66ZM89 185V186H90ZM176 185H179V183L178 184H176L175 183V187H176ZM181 186H183L182 185V183L180 184ZM180 185H179V187H180ZM197 185H198V183H197ZM69 186H70V184H69ZM95 186H97V185H95ZM128 186V185H127ZM144 186H145V184H144ZM170 188H172L173 189V186H172V184L170 183ZM185 186V185H184ZM213 185H211V187H212ZM229 186V185H228ZM228 186H227V188H228ZM75 187V186H74ZM103 187V186H102ZM101 187V188H102ZM109 187V186H108ZM132 187V186H131ZM231 187V186H230ZM257 187V186H256ZM49 188V187H48ZM178 188V187H177ZM184 188V187H183ZM186 188V187H185ZM192 188V187H191ZM238 188V187H237ZM44 189V188H43ZM46 189V188H45ZM70 189V188H69ZM105 189V188H104ZM175 189V188H174ZM66 190V189H65ZM100 190V189H99ZM187 190V189H186ZM240 190V189H239ZM43 191H45V190H43ZM78 191V190H77ZM155 191H157V190H155ZM233 191V190H232ZM232 191H231V193H232ZM236 191V190H235ZM254 191V190H253ZM60 192H63V191H60ZM81 192V191H80ZM99 192V191H98ZM101 192H102V190H101ZM104 192V191H103ZM183 192V191H182ZM34 193V192H33ZM40 193V192H39ZM38 193V194H39ZM45 193V192H44ZM76 193V192H75ZM79 193V192H78ZM97 193V192H96ZM152 193V192H151ZM158 193V192H157ZM236 193V192H235ZM254 193V192H253ZM68 194V193H67ZM163 194V193H162ZM206 194V193H205ZM260 194V193H259ZM29 195V194H28ZM32 195V194H31ZM37 195V194H36ZM42 195V194H41ZM41 195H39V196H41ZM48 195V194H47ZM54 195V194H53ZM70 195V194H69ZM77 195V194H76ZM82 195V194H81ZM86 195V194H85ZM85 195H83V196H85ZM91 195V194H90ZM181 195H183V194H181ZM186 195H187V193H186ZM185 195V196H186ZM232 195V194H231ZM10 196H12V197H10ZM14 196V197H13ZM38 196V195H37ZM62 196V195H61ZM65 196V195H64ZM66 196H68V195H66ZM79 196V195H78ZM155 196V195H154ZM185 196H181V198L182 197H184V199L183 200H186V199H189L190 200V197H185ZM216 196V195H215ZM239 196V195H238ZM91 197V196H90ZM95 197V196H94ZM143 197V196H142ZM152 197V196H151ZM160 197H161V195H160ZM168 197V196H167ZM217 197V196H216ZM9 198H13V200L14 201H12L11 199H9ZM52 198H54V197H52ZM62 198V197H61ZM88 198V197H87ZM86 198V199H87ZM104 198V197H103ZM229 199H230V197H228ZM231 198H232V196H231ZM235 198L237 199V197H236V195H235ZM75 199V198H74ZM85 199V198H84ZM85 199V200H86ZM97 199V198H96ZM132 199V198H131ZM162 199V198H161ZM233 199V198H232ZM236 199H233V200H235V201H237ZM259 199V198H258ZM28 200H30V199H28ZM39 200V199H38ZM58 200V199H57ZM60 200V199H59ZM78 200V199H77ZM81 200H82V198H81ZM147 200V199H146ZM168 200V199H167ZM228 199H222L221 197H218V199H217V206L218 207H220L221 209H225V211H226V209L229 207V206H231V205H235L236 203H231V201H227ZM252 200V199H251ZM71 201V200H70ZM79 201V200H78ZM83 201V200H82ZM94 201V200H93ZM125 201V200H124ZM141 201V200H140ZM143 201V200H142ZM151 201V200H150ZM153 201V200H152ZM162 201V200H161ZM172 201V200H171ZM177 201V200H176ZM187 201V204L190 202V201H188V200H186ZM195 201V200H194ZM210 201V200H209ZM17 202V201H16ZM39 202V201H38ZM52 202V201H51ZM50 202V203H51ZM61 202V201H60ZM68 203H69V201H67ZM88 202V201H87ZM102 202V201H101ZM114 202V201H113ZM126 202V201H125ZM146 202V201H145ZM169 202H170V200H169ZM174 202V201H173ZM203 202V201H202ZM47 203V202H46ZM57 203V202H56ZM92 203H94V202H92ZM112 203V202H111ZM111 203H110V206H111ZM197 203V202H196ZM237 203H239V202H237ZM17 204H18V202H17ZM21 204H23V203H21ZM43 204H44V202H43ZM59 204V203H58ZM60 204H62V202L60 203ZM71 204V203H70ZM109 204V203H108ZM151 204V203H150ZM186 204V203H185ZM189 204H191V202L189 203ZM194 204H195V202H194ZM199 204V203H198ZM207 204V203H206ZM205 204V205H206ZM30 205V204H29ZM57 205V204H56ZM65 205H66V203H65ZM79 205V204H78ZM85 205V204H84ZM173 205V204H172ZM32 206H33V204H32ZM31 206V207H32ZM44 206V207H43ZM48 205H42V207L41 206H39V207H41L42 209H45V207H47ZM60 206V205H59ZM63 206H64V204H63ZM96 206V205H95ZM106 206V205H105ZM182 206H184L185 207V205H182ZM193 206V205H192ZM197 206V205H196ZM199 206V205H198ZM204 206V205H203ZM236 206V205H235ZM21 207H23V206H21ZM30 207V206H29ZM38 207V206H37ZM51 207V206H50ZM61 207V206H60ZM59 207V208H60ZM87 207H88V205H87ZM113 207V206H112ZM177 207L178 208H180L178 205H177ZM187 207V206H186ZM188 207H190V205L188 206ZM200 207V206H199ZM204 207H206V206H204ZM218 207H216V208H218ZM233 207L234 206H232V209H233ZM252 207V206H251ZM16 208V207H15ZM15 208H13V209H15ZM17 208H18V206H17ZM24 208H25V206H24ZM35 208V207H34ZM59 208H57V209H59ZM67 208V207H66ZM85 208H86V206H85ZM89 208V207H88ZM193 208H194V206H193ZM201 208V207H200ZM203 208V207H202ZM235 208V207H234ZM254 208V207H253ZM5 209H4V211H5ZM19 209V208H18ZM33 209V208H32ZM36 209V208H35ZM38 209V208H37ZM49 209V208H48ZM100 209V208H99ZM114 209V208H113ZM123 209V208H122ZM139 209V208H138ZM199 209V208H198ZM3 210V209H2ZM29 210H30V208H29ZM40 210V209H39ZM46 210V209H45ZM101 210H103V209H101ZM111 210V209H110ZM109 210V211H110ZM180 210V209H179ZM189 210V209H188ZM195 208H194V213L193 214H196L195 213ZM215 210H217V209H215ZM219 210V209H218ZM229 210V209H228ZM235 210L237 211V210H239V209H236L235 208ZM7 211H9V210H7ZM24 211V210H23ZM62 211H64V210H62ZM144 211H146V210H144ZM148 211V210H147ZM177 211V210H176ZM185 211V210H184ZM190 211V210H189ZM192 211V210H191ZM197 211V210H196ZM206 211V210H205ZM220 211V210H219ZM225 211H224V213H225ZM230 211V210H229ZM232 211H234V209L232 210ZM33 212V211H32ZM45 212V211H44ZM55 212V211H54ZM70 212V211H69ZM78 212V211H77ZM84 212H85V210H84ZM96 212V211H95ZM142 212V211H141ZM178 212V211H177ZM180 212V211H179ZM187 212L188 211H186L185 212V214H187ZM231 212V211H230ZM238 212V211H237ZM244 212V211H243ZM242 212V213H243ZM2 213V212H1ZM6 213V212H5ZM5 213H2V214H5ZM19 213V212H18ZM40 213V212H39ZM64 213H65V211H64ZM68 213V212H67ZM66 213V214H67ZM181 214L183 213V212H180ZM232 213V212H231ZM230 213V214H231ZM90 214V213H89ZM153 214V213H152ZM192 213L191 214H189V215H193ZM202 214V213H201ZM207 214H208V212H207ZM221 214V213H220ZM225 214H228V211L225 213ZM230 214H228V216L230 215ZM235 214H236V212H235ZM250 214V213H249ZM6 215H7V213H6ZM8 215H9V213H8ZM15 215V214H14ZM39 215V214H38ZM49 215V214H48ZM55 215H58L57 213L55 214ZM68 215V214H67ZM86 216L88 215V214H85ZM165 215V214H164ZM189 215H188V217H189ZM199 215V214H198ZM203 215V214H202ZM211 215V214H210ZM214 215H215V213H214ZM239 215V214H238ZM261 215V214H260ZM2 216V215H1ZM18 216V215H17ZM26 216V215H25ZM28 216V215H27ZM52 216H54V215H52ZM64 216V215H63ZM85 216V217H86ZM124 216H125V214H124ZM185 216H187V215H184L183 217H185ZM208 216V215H207ZM206 216V217H207ZM218 216V215H217ZM230 216H232V215H230ZM256 216V215H255ZM254 216V217H255ZM23 217V216H22ZM73 217V216H72ZM111 217V216H110ZM109 217V218H110ZM145 217V216H144ZM182 217V216H181ZM181 217H178V215H177V217H176V219L175 220H179V222H180V226L182 227L181 229H183V227H185V226H187V225H191L192 226V224L194 225L195 223H196V221H198V219H200L201 220V218H198L197 216H195V215H193V216H191V217H189V218H182L181 219ZM258 217H260V216H258ZM257 217V218H258ZM3 218V217H2ZM6 218V217H5ZM7 218H9V217H7ZM6 218V219H7ZM24 218V217H23ZM32 218V217H31ZM37 218H38V216H37ZM180 218V219H179ZM207 218H210V217H207ZM9 219H11V218H9ZM9 219H7V220H9ZM28 219V218H27ZM55 219H56V217H55ZM96 219V218H95ZM98 219V218H97ZM96 219V220H97ZM105 219H107V218H105ZM137 219V218H136ZM140 219H142V218H140ZM140 219H139V221H140ZM150 219V218H149ZM197 219V220H196ZM205 219V218H204ZM212 219V218H211ZM214 219V218H213ZM247 219V218H246ZM246 219H244V220H246ZM249 220L248 221H245L244 223L242 222L241 223V225L242 224H244L245 226H249V228H250V226H254L255 224H256V221L254 222V223H252L251 221V219L250 218H248ZM261 219H262V217H261ZM260 219V220H261ZM20 220V219H19ZM38 220H39V218H38ZM44 220V219H43ZM73 220V219H72ZM167 220V219H166ZM170 220V219H169ZM177 220V221H178ZM243 220V219H242ZM243 220V221H244ZM251 220V221H250ZM258 220V219H257ZM5 221V220H4ZM10 221V220H9ZM12 221V220H11ZM53 221V220H52ZM137 221V220H136ZM144 221H146V220H144ZM172 221V220H171ZM176 221V222H177ZM204 220L202 219V222H203ZM213 221V220H212ZM220 221V220H219ZM235 221V220H234ZM250 221V222H249ZM253 221H254V219H253ZM259 221V220H258ZM3 222V221H2ZM32 222H34V221H32ZM43 222V221H42ZM45 222V221H44ZM47 222H48V220H47ZM56 222V221H55ZM77 222V221H76ZM143 222V221H142ZM141 222V223H142ZM155 222V221H154ZM168 222V221H167ZM173 222V221H172ZM201 222V223H202ZM206 222H207V220H206ZM203 223V224H206L205 226L204 225H202L201 223H199V222H197L198 224H201V227H199V229H200V231H198L199 233H196V235H198L197 236V238H198V240H197V242H196V245H195V247H196V251H197V248H199V249H201V247H202V249L204 250V245L205 244H203V246H202V237H206V238H208L209 236H212V233H215V234H217L218 233V229H217V227H216V225L213 223V222H211V220L209 221L208 220V223ZM36 223V222H35ZM97 223H98V221H97ZM113 223V222H112ZM116 223V222H115ZM118 223V222H117ZM170 223V222H169ZM196 223V224H197ZM236 223H238V222H236ZM251 223H252V225H251ZM38 224V223H37ZM52 224V223H51ZM55 224V223H54ZM64 224V223H63ZM96 224V223H95ZM149 224V223H148ZM148 224H147V227H148ZM152 225H153V223H151ZM176 224V223H175ZM195 224V225H196ZM254 224V225H253ZM53 225V224H52ZM85 225V224H84ZM103 225V224H102ZM101 224H100V226H102ZM106 225V224H105ZM113 225V224H112ZM111 225V227L112 228H110V233L112 232V233H114V231L116 230V228H114L113 226ZM120 225H121V223H120ZM133 225V224H132ZM155 225V224H154ZM160 225V224H159ZM177 225H178V223H177ZM178 225V226H179ZM194 225V226H195ZM238 225V224H237ZM244 225L242 226V227H244ZM1 226V225H0ZM30 226V225H29ZM47 226V225H46ZM199 226V225H198ZM32 227V226H31ZM49 227H50V225H49ZM119 226H118V224H117V228H118ZM138 227H139V225H138ZM153 227V226H152ZM156 226H154V228H155ZM170 227V226H169ZM188 227H190V226H188ZM216 227V228H215ZM219 227V226H218ZM238 227H239V225H238ZM1 228V227H0ZM53 228V227H52ZM84 228V227H83ZM98 228V227H97ZM103 228V227H102ZM105 228H108V226H106ZM141 228V227H140ZM154 228H153V230H154ZM193 228V227H192ZM11 229V228H10ZM16 229V228H15ZM21 229V228H20ZM55 229V228H54ZM92 229V228H91ZM152 229V228H151ZM155 229H158V228H155ZM185 229V228H184ZM223 229V228H222ZM252 229V228H251ZM4 230V229H3ZM12 230V229H11ZM23 230V229H22ZM71 230V229H70ZM73 230V229H72ZM84 230V229H83ZM121 230H122V228H121ZM120 230V231H121ZM128 230V229H127ZM140 230V229H139ZM148 230V229H147ZM146 230V231H147ZM152 230V231H153ZM176 230V229H175ZM174 230V231H175ZM221 230V229H220ZM13 231H14V229H13ZM31 231V230H30ZM53 231H57V230H53ZM76 231V230H75ZM82 231V230H81ZM98 231V230H97ZM103 231V230H102ZM117 231V230H116ZM115 231V232H116ZM151 230H149L148 232H150ZM172 231V230H171ZM177 231V230H176ZM183 231V230H182ZM243 231V230H242ZM0 232H2V231H0ZM9 232H11V231H9ZM36 232V231H35ZM107 232V231H106ZM128 232V231H127ZM155 232V231H154ZM153 232V233H154ZM159 232V236H160V238H164V236L167 234H160V231H158ZM170 232V231H169ZM195 232V231H194ZM220 232V231H219ZM102 233V232H101ZM117 233H118V231H117ZM126 233V232H125ZM134 233V232H133ZM140 233V232H139ZM143 233V232H142ZM156 233V232H155ZM165 233V232H164ZM172 233H176V232H172ZM183 233V232H182ZM225 233V232H224ZM230 233V232H229ZM49 234V233H48ZM54 234V233H53ZM96 234V233H95ZM144 234H145V232H144ZM158 234V233H157ZM157 234H156V236H157ZM179 234V233H178ZM192 234V233H191ZM215 234H213V235H215ZM241 234V233H240ZM260 234V233H259ZM12 235H13V233H12ZM111 234H109V236H110ZM119 235H120V233H119ZM123 235V234H122ZM164 235V236H163ZM176 235V234H175ZM222 235H223V232H222ZM95 236V235H94ZM98 236V235H97ZM101 236V235H100ZM100 236H99V238L98 239H100ZM112 236V238H113V234L111 235ZM115 236H117V235H115ZM181 236V235H180ZM183 236V235H182ZM202 236V237H201ZM218 236V235H217ZM84 237V236H83ZM102 237V236H101ZM120 237H121V235H120ZM139 237H141V236H139ZM158 237V236H157ZM240 237H242V236H240ZM15 238V237H14ZM87 238V237H86ZM104 238V237H103ZM118 238V237H117ZM117 238H116V243L120 240V238H119V240L117 241ZM122 238V237H121ZM144 238V237H143ZM150 238V237H149ZM148 238V239H149ZM153 238H155L156 239V237H154L153 236ZM153 238H150V239H152L153 240ZM167 238V236L165 237V239ZM168 238H170L171 239V237H168ZM167 238V240H169ZM178 238V237H177ZM195 238V237H194ZM200 238H202V239H200ZM206 238H205V241H206ZM216 238V237H215ZM257 238V237H256ZM255 238V239H256ZM33 239V238H32ZM44 239V238H43ZM48 239V238H47ZM91 239V238H90ZM105 239V238H104ZM103 239V240H104ZM134 239V238H133ZM148 239H144L145 240V245H148L147 243H148ZM209 239H210V237H209ZM218 239V238H217ZM226 239V238H225ZM241 239V238H240ZM254 239V240H255ZM20 240V239H19ZM55 240V239H54ZM87 240H88V238H87ZM112 240V239H111ZM178 240V239H177ZM177 240H176V242H177ZM180 240V239H179ZM211 240V239H210ZM224 240V239H223ZM239 240V239H238ZM252 240V239H251ZM261 240V239H260ZM6 241H8V240H6ZM28 241V240H27ZM46 241V240H45ZM78 241V240H77ZM121 241V240H120ZM130 241V240H129ZM138 241V240H137ZM147 241V242H146ZM159 243H162L161 242V240L159 239ZM171 242H173L172 240H170ZM170 241H169V244H170ZM204 241V242H205ZM9 242V241H8ZM21 242V241H20ZM79 242V241H78ZM77 242V243H78ZM88 242V241H87ZM115 242H113V243H115ZM153 242H155V241H153ZM174 242H175V240H174ZM175 242V243H176ZM226 242H228V240L226 241ZM226 242H221V243H218L217 244V246L218 245H225V243ZM240 242H241V240H240ZM240 242H238V243H240ZM256 242V241H255ZM59 243V242H58ZM65 243V242H64ZM72 243H74V242H72ZM111 243V242H110ZM156 244H157V241L155 242ZM154 243V244H155ZM183 243V242H182ZM246 243V242H245ZM16 244V243H15ZM30 244V243H29ZM90 244V243H89ZM95 244V243H94ZM119 244V243H118ZM126 244V243H125ZM154 244H153V248L155 247L154 246ZM176 244H179V245H177V246H180V242H178V243H176ZM184 244V243H183ZM183 244H181L182 246H184L185 247V245H183ZM227 244V243H226ZM240 244H242V243H240ZM239 244V246H241ZM254 244V243H253ZM256 244V243H255ZM31 245V244H30ZM51 245V244H50ZM60 245V244H59ZM87 245V244H86ZM103 245V244H102ZM122 245V244H121ZM120 245V246H121ZM124 245V244H123ZM152 245V244H151ZM158 246H160L159 244H157ZM163 245V244H162ZM161 245V246H162ZM165 245V244H164ZM229 245V244H228ZM70 246V245H69ZM73 246V245H72ZM107 246H108V244H107ZM120 246H118V247H120ZM126 246V245H125ZM128 246V245H127ZM136 246V248H137V245H135ZM172 246H174L175 247V245H173L172 244ZM176 246V247H177ZM194 246V245H193ZM261 246V245H260ZM264 246V245H263ZM35 247V246H34ZM60 247H62L63 248V245H61ZM60 247H58V248H60ZM68 247V246H67ZM76 247V246H75ZM87 247H89L88 245H87ZM132 247V246H131ZM147 247H149V246H147ZM151 248H152V246H150ZM164 247V246H163ZM219 247V246H218ZM218 247H216V249L218 248ZM222 247V246H221ZM73 249H74V246L72 247ZM112 248V247H111ZM121 248V247H120ZM126 248V247H125ZM128 248V247H127ZM133 248V247H132ZM131 248V249H132ZM183 248V247H182ZM214 248H215V246H214ZM237 248V247H236ZM239 248V247H238ZM246 248V247H245ZM249 248V247H248ZM260 248V247H259ZM262 248V247H261ZM46 249V248H45ZM51 249V248H50ZM54 249V248H53ZM56 249V248H55ZM55 249L53 250V252L57 255L58 254V251L59 250H57V252L55 251ZM68 249H71V248H68ZM77 249H78V247H77ZM85 250H86V247L84 248ZM84 249H82V250H84ZM107 249V248H106ZM129 249V248H128ZM130 249V250H131ZM155 249H158L157 247H155ZM154 249V250H155ZM160 249V250H159ZM158 249V251L156 250V251H154L153 253H151V255H147V254H145L146 252H148V251H146L144 254H143V256H142V254H140L138 257H139V260H137V261H135V257H131V256H128V254H126V253H124L123 251L125 250H121L120 249V251H122L124 254H118V255H121V256H119V257H121V259L120 260H122L123 259V261H122V264H138L137 262H139V261H141L142 263H143V260L145 259V261L146 260H148V262H146L145 264H193L194 262H192L191 261V259H189L190 258V255H189V257H188V253L187 252H182V251H179V249H181V248H179V249H177L178 251L177 252H173V253H171L170 251V255L169 256H167V257H165V258H163V255L162 254H164V250H163V252H159V251H162V249L161 248H159ZM165 249H167V248H165ZM198 249V250H199ZM215 249V250H216ZM228 249H229V247H228ZM251 249V248H250ZM249 249V250H250ZM38 250H39V248H38ZM63 250V249H62ZM66 251H67V249H65ZM64 250V251H65ZM92 250V249H91ZM149 250V249H148ZM168 250V249H167ZM174 249H172V251H173ZM183 250V249H182ZM184 250H186L185 248H184ZM214 250V249H213ZM244 250V249H243ZM259 250H261V249H259ZM264 250V249H263ZM262 250V251H263ZM15 251V250H14ZM29 251V250H28ZM61 251V250H60ZM75 251V250H74ZM87 251V250H86ZM89 251V250H88ZM116 251H117V247H116ZM133 251H135V250H133ZM141 251V250H140ZM205 251H206V249H205ZM208 251V250H207ZM207 251H206V253H207ZM211 251V250H210ZM217 251H218V249H217ZM216 251V252H217ZM233 251V250H232ZM231 251V252H232ZM238 251V250H237ZM246 251V250H245ZM21 252V251H20ZM49 252V251H48ZM69 252V251H68ZM76 252H77V250H76ZM90 252V251H89ZM104 252V251H103ZM109 252V251H108ZM107 252V253H108ZM113 252H115V250L113 251ZM119 252V251H118ZM126 252V251H125ZM132 252V251H131ZM131 252H130V254H131ZM201 252V250L198 252V253H200ZM209 252V251H208ZM213 251H211L210 253H208V255H213V253H212ZM235 252V251H234ZM239 252H241V251H239ZM13 253V252H12ZM19 253V252H18ZM87 253V252H86ZM86 253H85V255H86ZM94 252H92V254H93ZM166 253V252H165ZM194 252H192V254H193ZM197 252H196V254H198ZM205 252H204V254H206ZM238 253V252H237ZM242 253V252H241ZM245 253V252H244ZM264 253V252H263ZM61 254H62V251H61ZM71 254H74V253H71ZM78 254H79V251H78ZM81 254V253H80ZM90 254H91V252H90ZM106 254V253H105ZM114 254H116V253H114ZM113 254V255H114ZM173 254V255H172ZM191 254V257L193 256V257H195L194 255H192ZM217 254V253H216ZM233 254V253H232ZM228 255L229 257H231V258H233V255ZM42 255V254H41ZM51 255H52V252H51ZM50 255V257L51 258H53L52 256ZM59 255H60V253H59ZM68 255V254H67ZM84 255V256H85ZM95 255V254H94ZM109 255V254H108ZM117 255V256H118ZM215 255V254H214ZM235 255H237V254H235ZM242 255V254H241ZM240 255V256H241ZM264 255V254H263ZM55 256V255H54ZM58 256V255H57ZM64 256V255H63ZM81 256V255H80ZM116 256V255H115ZM115 256H114V259H115ZM116 256V257H117ZM200 256H201V254H200ZM200 256H198L199 258L198 259H201V257ZM204 256V255H203ZM206 256V255H205ZM211 256L209 257V258H211ZM70 257V256H69ZM72 257V256H71ZM88 257H89V253H88ZM96 257V256H95ZM113 257V256H112ZM142 257H144L143 258V260H140V259H142ZM197 257V256H196ZM217 257H221V254H220V252H218V254L216 255V258ZM225 257H227V256H225ZM237 257V256H236ZM235 256H234V258H236ZM251 257V256H250ZM249 257V258H250ZM7 258V257H6ZM28 258V257H27ZM36 258H37V256H36ZM41 258V257H40ZM45 258V257H44ZM43 258V259H44ZM118 258V257H117ZM163 258V259H162ZM204 258H207V256L206 257H204ZM231 258H229V259H231ZM234 258H233V260H234ZM239 258V257H238ZM260 258V257H259ZM32 259V258H31ZM48 259H50V258H47V260ZM54 259V262L56 261L55 260V258H53ZM59 259V258H58ZM60 259H61V257H60ZM85 259H86V256H85ZM113 259V258H112ZM137 259V258H136ZM160 259H162L163 261L161 262L160 261V263H158V261L160 260ZM193 259V258H192ZM215 259V258H214ZM240 259V258H239ZM77 260V259H76ZM82 260V259H81ZM89 260V259H88ZM99 260V259H98ZM116 260V259H115ZM212 260V259H211ZM216 260V259H215ZM217 260H220V259H217ZM216 260V261H217ZM221 260H223V259H221ZM220 260V261H221ZM233 260H231V261H233ZM238 260V259H237ZM46 261V260H45ZM44 261V263H46ZM51 261V260H50ZM65 261V260H64ZM84 261L85 260H83V262H81V264H85L84 263ZM94 261V260H93ZM111 261V260H110ZM196 261H197V259H196ZM215 261V262H216ZM220 261H218V262H220ZM226 261H228V258L226 259ZM258 261H260V260H258ZM29 262V261H28ZM52 262V261H51ZM57 262L58 261H56L55 263L57 264ZM77 262V261H76ZM109 262V261H108ZM115 262V261H114ZM225 262V261H224ZM230 262V261H229ZM43 263V262H42ZM49 263V262H48ZM54 263V264H55ZM74 263V262H73ZM92 263V262H91ZM202 263V262H201ZM228 263V262H227ZM50 264V263H49ZM53 264V263H52ZM60 264V263H59ZM68 264V263H67ZM94 264V263H93ZM110 264H112L111 262H110ZM140 264V263H139ZM229 264V263H228ZM248 264V263H247Z\"/></svg>","mask_w":264,"mask_h":264}]
</instances>
